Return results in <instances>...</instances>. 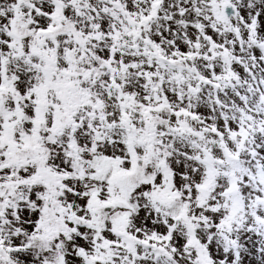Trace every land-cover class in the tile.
Masks as SVG:
<instances>
[{"label": "snow or ice", "instance_id": "snow-or-ice-1", "mask_svg": "<svg viewBox=\"0 0 264 264\" xmlns=\"http://www.w3.org/2000/svg\"><path fill=\"white\" fill-rule=\"evenodd\" d=\"M0 264H264V0H0Z\"/></svg>", "mask_w": 264, "mask_h": 264}]
</instances>
